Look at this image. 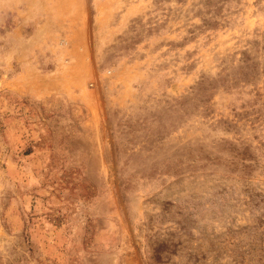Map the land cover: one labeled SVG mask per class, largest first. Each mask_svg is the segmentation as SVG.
<instances>
[{
  "label": "rangeland",
  "instance_id": "1",
  "mask_svg": "<svg viewBox=\"0 0 264 264\" xmlns=\"http://www.w3.org/2000/svg\"><path fill=\"white\" fill-rule=\"evenodd\" d=\"M0 264H264V0H0Z\"/></svg>",
  "mask_w": 264,
  "mask_h": 264
}]
</instances>
